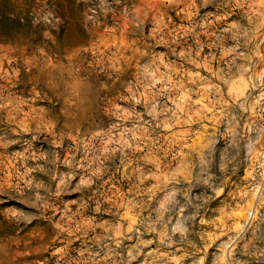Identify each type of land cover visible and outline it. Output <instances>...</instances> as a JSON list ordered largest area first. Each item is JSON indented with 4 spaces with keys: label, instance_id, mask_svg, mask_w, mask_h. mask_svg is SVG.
<instances>
[{
    "label": "rangeland",
    "instance_id": "374dc122",
    "mask_svg": "<svg viewBox=\"0 0 264 264\" xmlns=\"http://www.w3.org/2000/svg\"><path fill=\"white\" fill-rule=\"evenodd\" d=\"M0 264H264V0H0Z\"/></svg>",
    "mask_w": 264,
    "mask_h": 264
}]
</instances>
